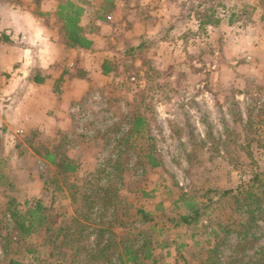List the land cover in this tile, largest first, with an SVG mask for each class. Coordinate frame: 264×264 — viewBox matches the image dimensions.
<instances>
[{"label":"rangeland","instance_id":"374dc122","mask_svg":"<svg viewBox=\"0 0 264 264\" xmlns=\"http://www.w3.org/2000/svg\"><path fill=\"white\" fill-rule=\"evenodd\" d=\"M168 2L195 20L221 3L214 20L243 43L238 48L218 39V30L196 32L195 22L173 20L131 52L110 29L99 50L112 73L73 107L80 106L67 130L18 134L16 152L7 154L0 134V264H68V248L45 246L44 234L18 241L12 199L22 209L27 201L44 204L52 227L83 223V249L92 250L100 229L120 238L143 230L154 258L142 264H264L262 211L252 223L238 209L248 204L250 180L264 174V0ZM137 116L143 128L129 136ZM150 152L159 167L149 164ZM47 153L78 171L65 174L43 159ZM189 202L200 209L191 226L180 224ZM138 210L152 220L143 223Z\"/></svg>","mask_w":264,"mask_h":264},{"label":"crops","instance_id":"0c3cea01","mask_svg":"<svg viewBox=\"0 0 264 264\" xmlns=\"http://www.w3.org/2000/svg\"><path fill=\"white\" fill-rule=\"evenodd\" d=\"M69 2L83 10L79 26L93 43L88 50L68 45L58 11ZM184 12L168 0H0V134L8 144L4 153L16 152L18 134L43 129L55 134L70 127L69 117L79 110L78 102L112 73L107 53L99 50L110 29L133 48L162 34L173 20L193 28L195 22L194 31H201L202 19L193 15L184 19ZM221 25H206L205 32L218 30V39L233 41L239 48L244 36L231 35ZM232 25L228 23L229 29ZM253 38L258 42L262 35Z\"/></svg>","mask_w":264,"mask_h":264},{"label":"trees","instance_id":"16d2710c","mask_svg":"<svg viewBox=\"0 0 264 264\" xmlns=\"http://www.w3.org/2000/svg\"><path fill=\"white\" fill-rule=\"evenodd\" d=\"M223 7L221 3L216 6V9L210 8L205 10L204 16L200 23L201 31H205L206 25L208 26H219L221 23L220 19L214 20L218 7ZM83 10L76 7L73 3L69 2L67 4H61L59 7L58 15L64 22L66 37L68 39V45L71 48H83L90 49L92 42L88 40L83 35V30L79 26ZM232 24V18L229 20ZM146 45L141 44L137 48H133L131 52L141 51ZM109 70H105L108 73ZM133 128L130 129V135L140 132L143 128V119L140 116L134 118ZM132 137V136H131ZM127 139H123L124 143ZM49 164L56 165L61 168L65 174L76 173L78 167L72 164L70 161H63L59 163L57 157L54 153H47L44 158ZM149 164L152 167H159L160 163L158 159L150 152L147 156ZM234 191L223 192L224 196H229L233 194ZM108 195V194H106ZM85 202L88 201V195H83ZM248 204L240 205L238 207L239 211L248 216L249 222L254 223L257 218L255 217L257 211L261 210L264 216V174L256 175L252 180H250L248 185V193L245 199ZM239 204V199L237 200ZM188 210L190 215L181 217L180 224H185L187 226L195 225L200 218V209L197 205L193 203H188ZM243 208L247 209L241 211ZM8 215L12 223V228L16 234L18 241L21 243H26L32 236L44 234L45 246H51L54 249L58 248H68V259H63L68 264H142L143 260H152L154 258L153 248H152V236L143 230H137L133 235H128V237L120 238L117 234L111 232V237H106L103 229L99 230L98 239L96 240L95 248L92 250L83 249L81 246L82 231L84 224L80 221H75V226L63 228L52 227L50 224V214L49 208L46 207L41 202H36L35 204L29 201L25 202L22 209L21 205L17 200L12 199L8 203ZM138 216L143 220V223L150 222L152 220L151 214L146 213L143 210H138ZM114 253H116L114 255ZM66 254H63V258ZM10 264H20L15 263L11 260Z\"/></svg>","mask_w":264,"mask_h":264}]
</instances>
